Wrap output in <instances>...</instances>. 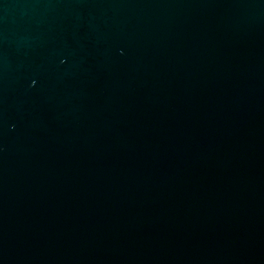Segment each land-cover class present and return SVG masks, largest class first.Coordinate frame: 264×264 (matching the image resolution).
Instances as JSON below:
<instances>
[{"label": "water", "instance_id": "water-1", "mask_svg": "<svg viewBox=\"0 0 264 264\" xmlns=\"http://www.w3.org/2000/svg\"><path fill=\"white\" fill-rule=\"evenodd\" d=\"M0 264H264V0H0Z\"/></svg>", "mask_w": 264, "mask_h": 264}]
</instances>
